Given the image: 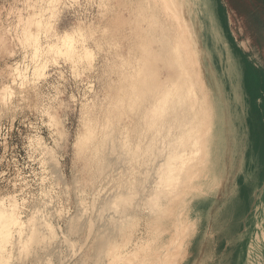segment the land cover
<instances>
[{"label":"rangeland","instance_id":"rangeland-1","mask_svg":"<svg viewBox=\"0 0 264 264\" xmlns=\"http://www.w3.org/2000/svg\"><path fill=\"white\" fill-rule=\"evenodd\" d=\"M164 1L0 0V264H264V0Z\"/></svg>","mask_w":264,"mask_h":264},{"label":"bare ground","instance_id":"bare-ground-1","mask_svg":"<svg viewBox=\"0 0 264 264\" xmlns=\"http://www.w3.org/2000/svg\"><path fill=\"white\" fill-rule=\"evenodd\" d=\"M52 1L53 0H49V2H51L52 3ZM164 1V0H163ZM48 2V3H49ZM164 3H165V1H164ZM173 5V2H171L170 0H169V2H167L166 4H165V7L166 8H169V7H173L172 6ZM52 6V5H51ZM48 8L49 9H51L50 8V5L48 6ZM179 11H180V14H177L176 16H175V18H176V20H175V22H174V30H175V43H176V49H178V51L176 52L177 53V56H176V59H177V63H179L180 65H181V67H180V69L179 70H181V74H180V76L178 77V78H176V79H174L176 76H174V78L173 79H171V80H173V83H175V81L176 80H178V87H180L181 85L183 86V84H182V80L184 79L185 81L187 80V73H188V68H187V61H189V56H191V53H192V51H191V48H192V31L188 28V26H187V22H186V24H185V20H183L182 19V17L180 16L181 15V13H183V10L181 9V8H179ZM44 12V11H43ZM41 13H42V11H41ZM45 13H46V11H45ZM168 13L169 14H171V13H173L171 10H168ZM40 14V13H39ZM44 14V13H43ZM41 15V14H40ZM33 16H31L29 19L30 20H34V18H32ZM34 17H36V16H34ZM38 17V16H37ZM35 18V20H34V24L36 23V24H39L38 26H41V27H38V29H36L37 31H35V32H38V30H42V25H40V23L42 22L41 21V19H39V18ZM29 20V21H30ZM26 21V20H25ZM41 21V22H40ZM24 22V21H23ZM27 22H28V20H27ZM44 22V21H43ZM26 23V22H25ZM44 24V23H43ZM25 25V24H24ZM24 25H23V29H22V35L24 36V37H26L27 39L29 38V40L33 37V38H35L36 36L38 37V35H36V33L34 32V31H32L35 27H33V29H32V26L29 28L28 26H29V24H26L25 25V27H24ZM28 25V26H27ZM34 26V25H33ZM44 26V25H43ZM35 30V29H34ZM40 35V34H39ZM36 37V38H37ZM40 37V36H39ZM38 37V39H40ZM25 39V38H24ZM37 39V40H38ZM34 40H36V39H34ZM36 40V41H37ZM31 41V40H30ZM35 41V42H36ZM29 42V41H28ZM40 42V41H39ZM71 42V41H70ZM34 43V42H33ZM32 43V44H33ZM37 43H38V41H37ZM31 44V45H32ZM36 44V43H35ZM68 44V43H67ZM40 46V45H39ZM31 47V46H30ZM34 48H36L35 47V45H34ZM37 48H38V44H37ZM40 48L41 47H39L38 49L40 50ZM37 49V50H38ZM44 49V48H43ZM34 50H36V49H34ZM36 50V51H37ZM42 50V49H41ZM40 52V51H39ZM38 51L37 52H35V53H39ZM42 52V51H41ZM33 53H34V51H33ZM37 54H34V55H36L37 56ZM154 69V68H153ZM152 70V69H151ZM150 71V70H149ZM153 72H155V71H153ZM141 75V74H140ZM144 76V75H143ZM147 76H149L150 78L148 79V77ZM146 79H145V81L143 82V88H144V90H145V92H146V96L148 97V99L150 100V103L153 105V107L155 106L156 107V104H157V106H158V104H160L161 105V103H163L162 101L165 99V97L167 96V94H169V92L167 93L166 91V89H165V85L166 84H164V86H163V83L162 82H155V80H154V78H155V76L153 75L152 76V73H148V75H146ZM177 84V81H176V83L174 84V85H176ZM179 84H180V86H179ZM131 85V84H130ZM181 86V87H182ZM142 87V86H141ZM138 90V89H137ZM133 91H134V89H133ZM136 91V90H135ZM143 92V91H142ZM142 92H140L141 93V95L143 94ZM139 93V94H140ZM166 94V95H165ZM136 95V94H135ZM139 96V95H138ZM144 97H145V95H143ZM143 96H142V98H143ZM173 96V95H172ZM174 97V96H173ZM145 100V102H146V100H147V98L145 97L144 98ZM143 101V100H142ZM165 101H166V99H165ZM174 101V100H173ZM161 102V103H160ZM150 103H148V104H150ZM140 104H141V102H140ZM143 104V103H142ZM159 105V106H160ZM137 106V105H136ZM149 106V105H148ZM167 106V105H166ZM152 107V106H151ZM151 107H150V109H151ZM154 107V108H155ZM149 108V107H148ZM147 108V109H148ZM153 108V109H154ZM152 109V110H153ZM163 109V108H162ZM159 110H160V108H159ZM156 111V110H155ZM150 112H151V110H150ZM158 112V111H157ZM152 113H153V111H152ZM152 115V114H151ZM157 115V114H156ZM153 121V120H152ZM150 122V121H149ZM59 132V131H58ZM87 132V131H86ZM90 134H92V133H90ZM93 135V134H92ZM91 135V136H92ZM142 137V136H141ZM136 141V140H135ZM104 149V148H103ZM105 150V149H104ZM107 151V150H106ZM132 151V150H131ZM140 151V150H139ZM101 152V151H100ZM156 153V152H155ZM139 154V153H138ZM165 167H167V166H165ZM107 168V167H106ZM160 168V167H159ZM169 168H171V166L169 167ZM57 172V171H56ZM158 192V191H157ZM178 192V191H177ZM162 193H164V190H161L160 192H158L157 193V196L156 197H158L159 198V196L158 195H160V194H162ZM162 205V204H161ZM6 208H8V207H4V209H5V211L6 212H8V209H6ZM1 209V208H0ZM15 209V207L13 208V210ZM3 212H4V210L3 209H1ZM17 210V209H16ZM2 211H0V213L2 212ZM9 211H11V210H9ZM15 212V211H14ZM16 213H18V212H15V214H13V215H18V214H16ZM120 213V212H119ZM6 214V213H5ZM8 214V213H7ZM2 215V214H1ZM4 215V214H3ZM118 215V214H117ZM6 216H8V215H6ZM20 216V215H19ZM19 216H17V217H19ZM179 216V215H178ZM3 217V216H2ZM13 217V216H12ZM6 218V217H5ZM8 218V217H7ZM6 218V219H7ZM9 218H10V216H9ZM14 218V217H13ZM2 219V218H1ZM16 220L18 219V218H15ZM5 219L3 218V220H1L2 221V223H3V221H4ZM9 221V220H8ZM22 221V220H21ZM118 221V220H117ZM15 222V221H14ZM20 223V220L18 221H16V224L17 223ZM178 222V221H177ZM1 223V222H0ZM13 223V222H12ZM10 223H8V225H9ZM21 224V223H20ZM7 224L5 225V226H8ZM21 225H23V224H21ZM21 225H20V227H21ZM4 226V227H5ZM19 226V225H18ZM31 226V225H30ZM32 226H33V224H32ZM178 226V225H177ZM1 227V226H0ZM3 227V228H4ZM10 227V226H9ZM8 227V228H9ZM22 228V227H21ZM176 228V230H174V233H176V231H177V228L178 227H175ZM18 229H19V227H18ZM23 229V228H22ZM7 230V229H6ZM12 230H14V229H12ZM21 230V229H20ZM2 231V230H1ZM10 231H11V229H10ZM3 232V231H2ZM4 232H5V230H4ZM3 232V233H4ZM9 232V231H8ZM17 232V231H16ZM21 232V231H20ZM30 232V231H29ZM1 233V232H0ZM6 234H7V232H5ZM8 235V234H7ZM1 236H2V233H1ZM4 237H5V234L3 235ZM28 236V235H27ZM7 237V236H6ZM5 237V238H6ZM4 238V239H5ZM39 238V237H38ZM1 239H2V237H1ZM7 239H8V237H7ZM29 239V238H28ZM35 239V238H34ZM26 240V239H25ZM36 241V240H35ZM8 243V242H7ZM27 243V242H26ZM9 244H11L10 243V241H9ZM9 244H7V246H10ZM6 244L4 243V246H5ZM3 246V245H2ZM4 246H3V248H4ZM6 246V247H7ZM25 246V245H24ZM135 246V245H134ZM8 248V247H7ZM7 248H5L4 250H7ZM2 251V250H1ZM8 251H9V249H8ZM5 252V251H4ZM115 252V251H114ZM6 253V252H5ZM8 253V252H7ZM139 253V252H138ZM112 254V253H111ZM119 254V253H118ZM1 255H2V253H1ZM116 255V254H115ZM115 255H114V257H115ZM20 256V255H19ZM112 256V255H111ZM117 256V255H116ZM1 258H2V256H1ZM2 262V261H1ZM4 263V262H3Z\"/></svg>","mask_w":264,"mask_h":264}]
</instances>
